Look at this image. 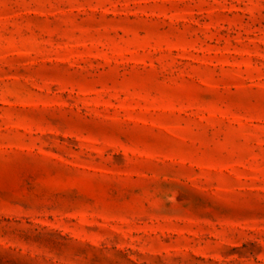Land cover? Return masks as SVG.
Here are the masks:
<instances>
[{"label":"rangeland","instance_id":"rangeland-1","mask_svg":"<svg viewBox=\"0 0 264 264\" xmlns=\"http://www.w3.org/2000/svg\"><path fill=\"white\" fill-rule=\"evenodd\" d=\"M0 264H264V0H0Z\"/></svg>","mask_w":264,"mask_h":264}]
</instances>
